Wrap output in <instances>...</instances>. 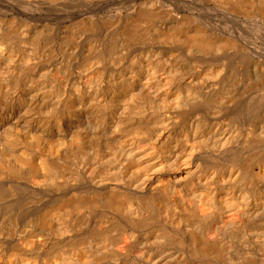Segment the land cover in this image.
Masks as SVG:
<instances>
[{
	"label": "bare ground",
	"instance_id": "bare-ground-1",
	"mask_svg": "<svg viewBox=\"0 0 264 264\" xmlns=\"http://www.w3.org/2000/svg\"><path fill=\"white\" fill-rule=\"evenodd\" d=\"M0 264H264V0H0Z\"/></svg>",
	"mask_w": 264,
	"mask_h": 264
},
{
	"label": "rangeland",
	"instance_id": "rangeland-1",
	"mask_svg": "<svg viewBox=\"0 0 264 264\" xmlns=\"http://www.w3.org/2000/svg\"><path fill=\"white\" fill-rule=\"evenodd\" d=\"M259 103H260V100H258V102H257V106L259 105ZM254 107H255V105H254ZM252 110H253V109H252ZM252 110H249V111L251 112ZM249 111L243 113L244 115L242 114V117H245V119H247V117H249V114H250ZM246 113H247V116H246ZM245 119L242 120V121L246 122ZM241 123H242V122H241ZM134 256L140 258V256H141V252H140V250H136V251L134 252Z\"/></svg>",
	"mask_w": 264,
	"mask_h": 264
}]
</instances>
